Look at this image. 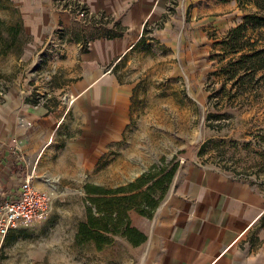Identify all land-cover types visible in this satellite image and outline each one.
I'll return each mask as SVG.
<instances>
[{
	"label": "crops",
	"instance_id": "0c3cea01",
	"mask_svg": "<svg viewBox=\"0 0 264 264\" xmlns=\"http://www.w3.org/2000/svg\"><path fill=\"white\" fill-rule=\"evenodd\" d=\"M85 2L93 14L82 19L58 8L55 0H0V9L19 12L26 35L46 37V46L56 48L49 62L78 66L52 100L35 103L17 90L0 95V199L16 194L26 176L53 192L55 178L67 173L72 157L81 168L118 154L139 84L135 77L127 79L124 69L132 55L152 54L143 44L136 46L146 23L152 28L144 34L147 42L162 44L167 53L177 50L187 61L211 62L210 34L242 9L238 0H183L191 5V19L216 28L198 29L211 40L209 50L189 34L169 38L176 0ZM108 30L122 34L110 37ZM174 174L145 231L139 264H264V191L207 165L179 164Z\"/></svg>",
	"mask_w": 264,
	"mask_h": 264
},
{
	"label": "rangeland",
	"instance_id": "374dc122",
	"mask_svg": "<svg viewBox=\"0 0 264 264\" xmlns=\"http://www.w3.org/2000/svg\"><path fill=\"white\" fill-rule=\"evenodd\" d=\"M55 1L58 8L73 16L78 17L77 2L92 11L85 0ZM174 8L170 12L176 19L169 38L189 34L192 42H203L210 50L207 33L202 37L198 29L207 25L215 30L213 24L201 21L199 25L191 19L188 2L176 0ZM255 10L251 4L239 8L226 16L227 26L212 34L223 35L240 19L241 12ZM216 14L217 18L222 16ZM21 20L17 10L0 9V90H17L35 103L60 97L55 92L68 86L78 66L49 62L56 48L46 46V37L26 35ZM156 27L159 34L161 27ZM248 31L252 40L264 36V26ZM152 46V54L132 55L131 65L124 69L126 78L135 77L139 84L133 95L134 116L119 141L118 154L111 157V152L99 166L81 168L75 157L69 159L67 173L53 182L49 216L10 231L0 248V264H139L145 256V244L135 246L122 235H115L113 244L99 250L92 241L81 244L76 240L79 223L87 217L86 182H104L109 187L127 184L154 164L174 161L223 170L264 191V83L256 92L237 95L235 79L218 71L230 57L222 60L217 55L224 54L220 46L211 62L200 58L187 61L177 50L171 48L167 53L156 42ZM221 87L224 90L209 97ZM129 214L131 222L144 232L152 224L151 218L135 209Z\"/></svg>",
	"mask_w": 264,
	"mask_h": 264
},
{
	"label": "trees",
	"instance_id": "16d2710c",
	"mask_svg": "<svg viewBox=\"0 0 264 264\" xmlns=\"http://www.w3.org/2000/svg\"><path fill=\"white\" fill-rule=\"evenodd\" d=\"M238 1L242 8L251 4L256 10L245 12L243 18L225 30L223 35L210 34L214 42L209 56L211 60L216 57L217 46L224 52L217 54L222 60L230 56L227 64L218 71H224L227 79H235L237 95L250 90L256 92L264 83V36L252 40L253 34L248 31L264 26V0ZM151 30L146 23L136 46L143 44L147 50L153 47L144 35ZM105 34L113 37L122 33L108 30ZM222 90L224 87L211 92L209 97L213 98ZM178 166L179 163L174 161L154 164L127 184L112 187L87 182L84 186L87 217L79 223L76 240L81 244L92 241L98 250L113 244L115 235H122L135 246L145 243L147 234L131 222L129 211L135 209L143 217L152 218L168 193Z\"/></svg>",
	"mask_w": 264,
	"mask_h": 264
},
{
	"label": "built area",
	"instance_id": "2783aa9c",
	"mask_svg": "<svg viewBox=\"0 0 264 264\" xmlns=\"http://www.w3.org/2000/svg\"><path fill=\"white\" fill-rule=\"evenodd\" d=\"M76 6H80L78 17L85 19L92 15V11L83 4L77 2ZM0 94L3 91L0 90ZM53 199V192L39 188L31 176L23 179L16 194L0 199V248L10 231L48 217Z\"/></svg>",
	"mask_w": 264,
	"mask_h": 264
}]
</instances>
